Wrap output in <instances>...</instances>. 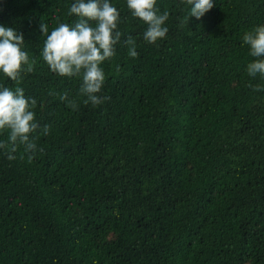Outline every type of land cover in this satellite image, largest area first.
<instances>
[{
	"label": "trees",
	"instance_id": "16d2710c",
	"mask_svg": "<svg viewBox=\"0 0 264 264\" xmlns=\"http://www.w3.org/2000/svg\"><path fill=\"white\" fill-rule=\"evenodd\" d=\"M112 2L122 36L93 106L39 55V25L75 20L71 0H0L36 59L19 86L49 125L31 160L0 148V264H264V80L242 42L264 0H213L186 21L185 0H157L169 17L155 43Z\"/></svg>",
	"mask_w": 264,
	"mask_h": 264
},
{
	"label": "clouds",
	"instance_id": "9594fccd",
	"mask_svg": "<svg viewBox=\"0 0 264 264\" xmlns=\"http://www.w3.org/2000/svg\"><path fill=\"white\" fill-rule=\"evenodd\" d=\"M212 3L213 0H185V21L189 14L200 16ZM125 4L132 17L144 22L142 37L145 42L155 43L165 37L168 32L165 21L169 12L160 11L157 0H125ZM67 15H75L76 19L68 22L57 20L51 29L47 23L39 25L43 36L39 55L51 72L79 79L78 92L85 97L84 103L99 105L108 99L99 95L105 81L102 65L115 55V45L122 36L118 28L119 9L112 0H71ZM242 42L252 57L245 66L248 76H259L264 80V22L245 31ZM124 43L130 45L128 54L135 57L137 51L132 37L127 36ZM35 63V57H30L25 49L23 33L0 23V133H7L6 140L0 139V148L11 146L8 152L10 160L15 158L13 153L17 146H23L31 160L38 150L42 151L35 142L37 136L47 135L49 131L48 124L41 126L35 119V98L25 95V89L19 86L21 74L32 72ZM5 77L16 86L10 87L4 81ZM253 87L258 91L264 90L262 84ZM59 98L72 109L78 106L76 99L67 93H61Z\"/></svg>",
	"mask_w": 264,
	"mask_h": 264
}]
</instances>
